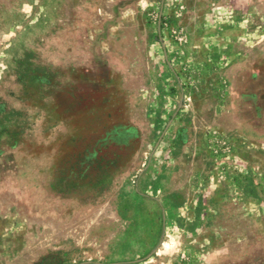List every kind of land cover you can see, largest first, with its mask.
Listing matches in <instances>:
<instances>
[{"label": "rangeland", "instance_id": "374dc122", "mask_svg": "<svg viewBox=\"0 0 264 264\" xmlns=\"http://www.w3.org/2000/svg\"><path fill=\"white\" fill-rule=\"evenodd\" d=\"M0 264H264V0H0Z\"/></svg>", "mask_w": 264, "mask_h": 264}]
</instances>
